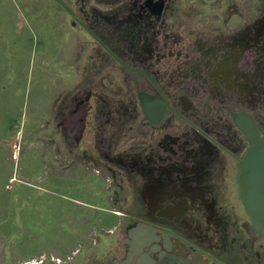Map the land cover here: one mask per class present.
<instances>
[{"label":"flooded vegetation","instance_id":"1","mask_svg":"<svg viewBox=\"0 0 264 264\" xmlns=\"http://www.w3.org/2000/svg\"><path fill=\"white\" fill-rule=\"evenodd\" d=\"M176 1H58L87 38L75 41L58 126L88 147L77 158L93 199L124 221L121 244L84 264H264L238 184L244 130L264 135V12L183 23L198 4H224Z\"/></svg>","mask_w":264,"mask_h":264},{"label":"rangeland","instance_id":"2","mask_svg":"<svg viewBox=\"0 0 264 264\" xmlns=\"http://www.w3.org/2000/svg\"><path fill=\"white\" fill-rule=\"evenodd\" d=\"M58 1L0 0V264H84L91 251L102 257L121 244L124 221L106 211L120 208L93 199V178L82 173L77 157L88 147L77 150L73 132L64 139L58 126L60 91L78 78L75 41L87 39ZM74 1L66 3L75 7ZM91 3L104 10L120 5ZM176 3L182 11L191 6V0ZM221 3L213 12L210 2L198 4L194 19L179 20L211 19L228 7L250 10L253 17L264 12V0ZM178 31L184 34L185 26ZM113 75L121 79L119 71ZM96 220L105 230L93 231Z\"/></svg>","mask_w":264,"mask_h":264},{"label":"water","instance_id":"3","mask_svg":"<svg viewBox=\"0 0 264 264\" xmlns=\"http://www.w3.org/2000/svg\"><path fill=\"white\" fill-rule=\"evenodd\" d=\"M244 132L250 146L240 161V199L253 226L264 236V135Z\"/></svg>","mask_w":264,"mask_h":264},{"label":"crops","instance_id":"4","mask_svg":"<svg viewBox=\"0 0 264 264\" xmlns=\"http://www.w3.org/2000/svg\"><path fill=\"white\" fill-rule=\"evenodd\" d=\"M64 91V89L62 90V91H60V92H63ZM65 92H66V90H65ZM49 122V120H47V123ZM13 146H16V149H17V143L15 142L14 144H13ZM15 149V150H16ZM16 152V151H15ZM116 212H120L121 210H119V209H114ZM120 220L121 219H117L116 221H117V223H119L120 222ZM97 221V227H94L93 228V231H95V233L97 232V230H98V228H101V229H104L103 228V225H101V224H103V221L102 220H100V221H98V220H96ZM102 221V222H101ZM100 222V223H99ZM117 223H116V225H117ZM106 227V226H105ZM115 227V226H114ZM105 230V229H104ZM94 232H93V234H94V236H96V234H95Z\"/></svg>","mask_w":264,"mask_h":264}]
</instances>
